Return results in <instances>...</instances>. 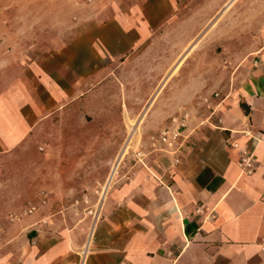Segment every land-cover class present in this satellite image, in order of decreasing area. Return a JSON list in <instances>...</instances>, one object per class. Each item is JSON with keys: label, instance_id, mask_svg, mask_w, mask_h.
<instances>
[{"label": "crops", "instance_id": "0c3cea01", "mask_svg": "<svg viewBox=\"0 0 264 264\" xmlns=\"http://www.w3.org/2000/svg\"><path fill=\"white\" fill-rule=\"evenodd\" d=\"M237 1L198 38L204 26L188 36V4L177 0H135L105 28L133 50L125 69L150 78V118L184 125L178 156L157 143L111 178L110 143L90 146L98 133L81 135L87 144L62 151L59 164L27 153L31 132L62 107L40 112L47 90L35 87L56 56L46 36H31L46 4L26 2L29 35L0 38V264H264V0ZM242 151L254 155L251 175Z\"/></svg>", "mask_w": 264, "mask_h": 264}, {"label": "rangeland", "instance_id": "374dc122", "mask_svg": "<svg viewBox=\"0 0 264 264\" xmlns=\"http://www.w3.org/2000/svg\"><path fill=\"white\" fill-rule=\"evenodd\" d=\"M34 1L35 4L39 3V0ZM42 1L47 11L36 12L32 20H41L44 28L31 29V36H46V53L55 54L56 57L47 62L48 72L53 75L45 77L46 84L39 83L35 90H47L46 105L43 101L40 103L41 114H50L62 108L56 120L31 132L33 138L26 145L31 160L35 155L47 153L52 160L57 158L59 164L62 151L87 144L81 137L87 133L101 136H96L89 144L96 149H107L110 143L111 170L118 163L117 172L124 164L136 163L147 156L148 159L157 147L161 131L167 126L156 124L157 118H150V93L145 91L150 86V78L135 76L134 66L125 69V61L133 50H128L129 45L124 48L112 42L109 36L114 37V31L105 29L117 22L121 8L126 5L129 9V4L135 0ZM223 1L177 0L180 5L188 4V36L195 26H204L197 36L201 37L208 27L223 16L224 10L230 16L238 1L231 0L222 7ZM26 2L28 0H0V38L29 35L26 29ZM72 3L78 5V14L71 12ZM181 15L184 17L187 14ZM71 20L78 21V38H75L76 30L70 27ZM71 39L74 41L72 45ZM75 68L77 76L65 75V72L75 73ZM120 72L123 73L122 81ZM158 79L160 86L165 77ZM1 81L0 77V86ZM30 115L29 120H32L34 114ZM66 134H74V137H66ZM117 172L114 176H117ZM98 180L96 175L97 184ZM103 187L96 193L94 209L101 204Z\"/></svg>", "mask_w": 264, "mask_h": 264}, {"label": "built area", "instance_id": "2783aa9c", "mask_svg": "<svg viewBox=\"0 0 264 264\" xmlns=\"http://www.w3.org/2000/svg\"><path fill=\"white\" fill-rule=\"evenodd\" d=\"M183 124H178L176 126H170L165 128L163 131H161L159 138L157 142L161 144L164 149L172 152L174 155L178 156L179 153L184 148V143L181 141L183 137ZM238 145L236 144L235 147ZM181 160V157L175 159L176 163H179ZM240 166L242 168V171L248 175L253 174L255 171V159L254 155L250 154L247 151H242L241 157H240ZM1 186V183H0ZM34 207L28 209L29 213H32L34 211ZM1 231V228H0Z\"/></svg>", "mask_w": 264, "mask_h": 264}, {"label": "bare ground", "instance_id": "6f19581e", "mask_svg": "<svg viewBox=\"0 0 264 264\" xmlns=\"http://www.w3.org/2000/svg\"><path fill=\"white\" fill-rule=\"evenodd\" d=\"M231 3H232V2H231ZM231 3H230V4H231ZM228 7H229V5H228ZM118 164H119V163H118ZM118 164H116V165L114 166V168H113V170H112V172H111V176H110V178L113 177V176L116 174V172H117V168H118ZM107 186H108V183L106 184L104 191L106 190Z\"/></svg>", "mask_w": 264, "mask_h": 264}]
</instances>
